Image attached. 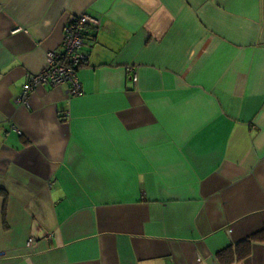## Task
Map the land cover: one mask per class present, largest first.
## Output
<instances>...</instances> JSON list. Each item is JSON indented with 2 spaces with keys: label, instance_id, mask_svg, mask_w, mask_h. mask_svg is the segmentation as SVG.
<instances>
[{
  "label": "crops",
  "instance_id": "crops-1",
  "mask_svg": "<svg viewBox=\"0 0 264 264\" xmlns=\"http://www.w3.org/2000/svg\"><path fill=\"white\" fill-rule=\"evenodd\" d=\"M0 191V264H264V0H0Z\"/></svg>",
  "mask_w": 264,
  "mask_h": 264
},
{
  "label": "built area",
  "instance_id": "built-area-1",
  "mask_svg": "<svg viewBox=\"0 0 264 264\" xmlns=\"http://www.w3.org/2000/svg\"><path fill=\"white\" fill-rule=\"evenodd\" d=\"M99 20L88 14L73 16L64 28L61 48L59 51L46 55V65L37 75L29 78L22 87L18 102L27 105L31 91L39 87L66 86L69 97H81L83 94L81 84L77 77L78 70L84 66L86 53L83 51L87 30L98 28ZM128 77L136 83V76L132 68L127 69ZM31 241H28V245Z\"/></svg>",
  "mask_w": 264,
  "mask_h": 264
},
{
  "label": "trees",
  "instance_id": "trees-1",
  "mask_svg": "<svg viewBox=\"0 0 264 264\" xmlns=\"http://www.w3.org/2000/svg\"><path fill=\"white\" fill-rule=\"evenodd\" d=\"M0 196H2L3 198H5V194H4V192H1L0 191ZM248 242H244L242 245H246ZM228 252H230L229 251V249L228 250H226V251H224V252H222V253H219L218 254V259L222 262V264H231L232 262H233V260L230 258V259H227L226 260V258L224 259V256L226 255V254H229Z\"/></svg>",
  "mask_w": 264,
  "mask_h": 264
}]
</instances>
